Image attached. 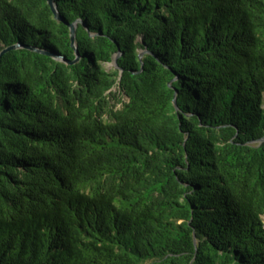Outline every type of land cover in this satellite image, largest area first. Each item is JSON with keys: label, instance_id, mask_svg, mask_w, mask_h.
<instances>
[{"label": "trees", "instance_id": "1", "mask_svg": "<svg viewBox=\"0 0 264 264\" xmlns=\"http://www.w3.org/2000/svg\"><path fill=\"white\" fill-rule=\"evenodd\" d=\"M54 1L0 0V264H264V0Z\"/></svg>", "mask_w": 264, "mask_h": 264}, {"label": "water", "instance_id": "2", "mask_svg": "<svg viewBox=\"0 0 264 264\" xmlns=\"http://www.w3.org/2000/svg\"><path fill=\"white\" fill-rule=\"evenodd\" d=\"M48 1V4L50 5V7L52 8L56 18L58 21H64V18H63V15L61 13V11L59 10L58 8V5L56 4V2L54 0H47ZM70 28H71V39H72V45L74 47H76V32H77V25L76 24H71L70 25ZM14 48H23V46L21 45H17V46H14ZM33 50H36L38 52H42V53H45L49 56H52L53 58H57L49 53H46V52H43V51H40V50H37V49H33ZM144 56V53H141L140 54V57L142 58Z\"/></svg>", "mask_w": 264, "mask_h": 264}, {"label": "rangeland", "instance_id": "3", "mask_svg": "<svg viewBox=\"0 0 264 264\" xmlns=\"http://www.w3.org/2000/svg\"><path fill=\"white\" fill-rule=\"evenodd\" d=\"M104 66L108 71H113L117 67L115 62L106 63ZM263 219H264V216H263Z\"/></svg>", "mask_w": 264, "mask_h": 264}]
</instances>
